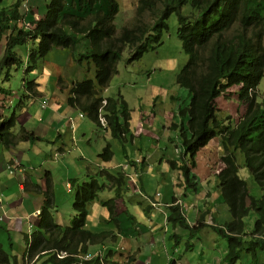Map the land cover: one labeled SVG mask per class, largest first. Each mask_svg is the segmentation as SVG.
I'll use <instances>...</instances> for the list:
<instances>
[{
    "label": "trees",
    "instance_id": "trees-1",
    "mask_svg": "<svg viewBox=\"0 0 264 264\" xmlns=\"http://www.w3.org/2000/svg\"><path fill=\"white\" fill-rule=\"evenodd\" d=\"M86 2L91 13L75 16L66 12L67 0H52L47 6L46 18L30 21L29 30L23 23L20 1L11 9L0 10V44L5 31L10 33L0 62V161L4 152L20 142L34 144L41 140L35 131H28L19 122L20 116L30 113L41 97L42 85L29 76L43 74L44 64L54 49L76 51L82 38L75 33L88 39L85 54L92 60L96 75L94 80L72 83L67 104L83 112L99 127L102 116L107 130L122 145V155L128 160L125 142L129 140L131 111L121 96L104 99L102 95L117 75L124 52L128 51L127 64H133L145 54L156 51L163 44L170 17L176 14L177 36L188 56L176 83L188 90L191 102L188 137L186 130L176 123L172 124V130L183 136V156L192 157L193 160L189 158L192 163L211 140L219 144L222 168L216 176V186L232 213V221L218 229L228 243L221 264H240L244 257L246 264H264V99L259 101L258 95V86L264 78V0H134V19L120 32L115 25L121 12L119 0H106L107 11H94L96 0H79V4ZM32 43L35 47L30 46ZM233 88L239 89L237 96L246 105L245 114L236 123L230 116L223 121L216 115L217 99L225 97ZM16 100L18 105L14 107ZM171 143L176 146L175 142ZM213 152L215 156L218 154L214 148ZM114 156L108 143L100 158L109 162ZM240 158L254 184L241 177ZM181 162L178 169L191 185L195 176H191L187 161ZM7 164H13V160H7ZM171 167L176 168V163L172 161ZM96 175L78 185L72 226L59 225L51 215L49 202L57 207L53 194L48 205H43L40 215L47 219L41 221L40 226L44 233L32 234L31 246L23 258L25 264H30L34 257L37 261L32 264H101L99 259L80 263L77 256L89 253L91 247L115 240L116 233L107 228L119 224L116 203L127 189L121 173L113 175L102 171ZM102 180L112 183L116 195L101 201L110 215L105 223H101V227L89 226L91 208L100 201V194L106 188ZM24 186L28 187L25 182ZM250 212L257 218L248 233L245 220ZM169 221L190 229L178 207L171 208ZM24 241L29 245L28 234ZM61 252L67 256L57 258ZM0 264H18V259L1 244Z\"/></svg>",
    "mask_w": 264,
    "mask_h": 264
},
{
    "label": "rangeland",
    "instance_id": "rangeland-1",
    "mask_svg": "<svg viewBox=\"0 0 264 264\" xmlns=\"http://www.w3.org/2000/svg\"><path fill=\"white\" fill-rule=\"evenodd\" d=\"M51 1L52 0H31V2H29V4L27 5V10L25 12L24 11L22 12L25 18V21L23 19L24 23L27 26H29L31 24L30 21L32 20L37 21V20L45 19L48 10L47 6L51 3ZM119 1L122 12L117 17V20L115 21V25L118 24L119 29H122V27L128 26L131 23V21L134 19L135 9H134V0H119ZM15 2L16 0H2L0 2V10L9 9V8L11 9L12 6H14ZM108 7L109 4L106 2V0H96L94 11L97 10L107 11ZM66 12L75 16H82V15H89L91 13V10L89 8L88 2H86L85 4H79V0H67ZM168 26L169 29L163 36V44L159 48H157L156 51L145 54L140 61L127 65V59L129 55H128V51L124 52L122 60L118 65V74L112 79L109 88L104 92V97L106 98H116L121 96L123 100H126L129 103L128 108L132 112V118L130 119V121L133 128L132 132L130 130V134H131L130 137H132L133 135H137L138 137L136 138H138L139 140H135V141L138 142L142 146V148L144 147V148L152 149L151 150L152 155L159 148L164 149L166 145H170V142L167 140L168 138H171L173 142L177 141L178 142L177 147L178 146L180 147L178 152L179 153L183 152L184 139L181 136L180 138L177 136V132L179 131L177 130L174 131L176 136L175 139H173L169 134L167 135V133L162 128L163 124L161 122V118L159 114H160V110L171 112V109L173 107H176L177 110H181V113H184L186 109L189 108L191 102L188 90L180 88L176 84L177 74L186 65L188 61V57L183 51L182 44L177 36L178 19L176 14H173L170 17L168 21ZM118 31L120 32V30ZM9 34H10L9 31H5L2 37V42L0 44V62L3 57L6 40ZM78 38L81 39L79 36ZM85 41H88V39H82L80 44L78 45V47L80 46L81 50H83L85 47ZM39 42L37 43L38 48H39ZM83 43L84 46H82ZM30 46L35 47L33 43ZM18 50L21 51L23 50V48H19ZM55 51H60V52H55ZM47 61L53 64L52 66L55 65L54 67H58L65 72L71 69L73 63L80 67H83L85 65L87 69L82 74L83 80L95 79L96 71L92 63V60L90 58H87L86 54H81L78 48L74 52L70 50L54 49L49 55ZM43 78L44 76L43 77L42 76L36 77L34 75L29 76V79L31 80L38 79V82L41 84L49 83L48 79L43 80ZM57 82L58 79L57 77H55L54 80L52 81V88L55 87V84H57ZM72 82H74V80H72ZM72 82L70 83V85L72 84ZM65 83L68 85L69 81L65 77H61V84L67 86ZM238 90H239L238 88H233L226 93L225 97H221L219 98V100H217L216 105L219 109L218 116L223 121L228 116H230L236 123L239 117H242L245 114L246 105L239 100L237 96ZM154 91H157V95H158L157 97L154 95ZM258 93H259L258 94L259 101H261L262 99H264V78L261 80L258 86ZM173 94H175L176 98L174 97L171 98ZM228 94L230 95L229 96L230 98L229 100H226ZM15 104L16 106L14 107H17L18 105L17 100ZM145 106H148V108L146 109ZM148 112L153 113L155 115V118L149 115ZM0 114H1V109H0ZM155 120L156 122L154 123ZM85 122L87 123L88 127L92 126V130L89 131L88 136L85 138H79L78 149H74L72 151H68L64 153V156L62 157L60 156L58 158L59 160L57 159V157H55L56 159L52 158L49 161L45 162L44 159L40 157L43 155V153L40 152L41 148H46L49 151H51L50 149L53 146L52 144L49 145L47 142L42 140L36 141L35 143L38 144L32 146L30 150L26 148H20L19 147L20 144L25 143V142H20L16 147L13 148L18 150L12 153V155L15 156L14 158L15 161L13 160V165L15 166V168L19 170L20 168L23 169V173H20V175L24 177L23 181L28 185V187L25 186V189H30L31 191H35V190L42 191V192H36L35 194L31 193L30 190L25 191L24 196L26 198L25 199L26 204H31L32 206H35L37 202H39L38 199L42 198L43 205L45 204L48 205L47 202H49V200L52 199L51 196L52 193L51 191H49L50 178L46 175L45 171L48 170L49 172L52 173L53 176L52 180H53L54 194H55L54 197L56 199V202L58 199V202H57V207L53 208L54 206L51 205L50 202L48 207L51 208L52 206L51 210H53V212L51 213V215L54 217V219L57 220V216H61L60 220L58 219L57 222L66 226H72V222L75 219L76 212L74 209V200L76 197L78 185L81 186L83 183L88 182L87 179L89 174L86 169V165H87L86 150L89 149V146L86 140L91 138V135L93 134L92 148H95L98 140H101V137H99L98 135H100V133H103L102 135H106L107 137L110 138L109 142L114 146L115 149H116V143H119V141L113 137L110 131L106 129L100 131L99 128L96 127L93 122H91V120H86ZM149 122H151L152 124L149 125L148 127H144L143 136L140 135L144 124L148 125ZM185 125L187 126L188 124L185 123ZM94 129L99 130V133L96 134V137L94 136ZM45 139H49V137ZM50 140L51 142L57 143V140L54 139H50ZM160 141L162 144L158 145ZM68 142L70 141L68 140ZM70 147H71V143H70ZM210 147L212 148V145ZM130 148H132L131 142L128 143V150ZM174 148H175V152H177L176 146ZM115 149H113L114 152ZM102 151L103 149H101L99 153H102ZM5 153L6 152H4V154ZM214 153L211 156L205 152L200 151L197 157L195 158V162L193 163V165L186 158L182 156L181 159L187 161L191 173L194 172V169L200 170L198 176L202 178L204 176L202 175V171H205L208 174H210V169H211V174H212L214 171L216 170L220 171V169L222 168V163H219V165L217 164L218 161L220 162L219 154H216L215 156ZM37 154L40 156L37 157ZM173 154H174L173 152L169 153V156L165 159L166 163L163 161V165H161V167H165L168 164L169 169L172 173L173 171L171 169V163L173 161L172 158ZM121 160L123 159L119 155L118 161ZM153 160L155 159L153 158ZM242 160L243 159L240 158V164L242 167L240 175L247 181V183L254 184L253 179L250 173L248 172V170L244 167ZM209 162L213 164L212 166L214 168H210L208 166ZM20 164L29 166L30 169H24L23 167L20 166ZM40 164L45 166L44 171H38L37 167L38 168L42 167ZM156 164L158 165L157 161ZM34 167L37 169L39 174L37 175V177L35 178L33 177V182H32L31 179L27 176L26 170H32ZM79 167L80 168L82 167L83 169H80ZM31 173H33V175L37 174L36 172L34 173V170ZM193 175H197V173L194 172ZM172 176L174 180V178L175 177L177 178L178 175L172 174ZM12 177L15 178V174H12ZM1 178L3 180L2 182H5L8 179H10V176L7 174H1ZM38 178H40L41 179L40 181L42 182V186L41 183L39 185L41 186V189L39 187H34L32 190L31 186H33L35 182L38 183L39 181ZM168 178L171 179V176L169 174H168ZM69 179H72V181L75 182L72 189H67L66 187V184L69 182ZM215 179L216 178L214 177L212 178V181L210 180L211 184H214ZM141 182H142L141 180L138 181V183L144 187V190L148 192L147 195L150 196V194H153L155 192L152 189L150 183H148L147 186L146 183L144 185V182L142 183ZM215 184L217 185V183ZM15 186H17V183H15ZM29 194L31 195L33 194V196L35 197L33 196L28 197ZM9 200H10V195L8 193L6 196V201L9 202ZM102 200H103L102 202H104V201H108L109 199L108 197H104ZM132 201L135 204L138 203L136 197ZM139 204L141 205V203ZM42 207H40V209L35 212L36 214L33 213L32 220H27L23 222L26 228H28V225L35 226V229L32 230V232L44 233V228L40 226V223L42 224L41 221L47 218L45 216L43 217L42 215H40ZM218 210L219 211L216 216L218 219H215V221L219 223V226H223V224L232 221V213L230 211V207L227 203L224 202L222 193L220 191H219ZM256 218L257 216L254 212H250L249 216L246 218L245 222L248 233H250L253 230ZM171 225H172L171 231H173L174 226L172 223ZM179 229H180L179 234H182L180 243L176 244L175 241L172 240L174 243V248L178 246L181 249L180 254L176 255L175 260H177L179 257L181 258L183 257L184 259L182 261V264H221L227 250L228 243L226 238H224L220 233L217 234L213 231L212 232L215 233L214 239L208 234L209 232L208 233L197 232L193 229L187 230L184 228L182 229L180 227ZM209 229L214 230L212 226H210ZM200 238L206 243V245H203L200 242ZM21 239L24 245V250H26L27 246L24 241L23 234H21ZM59 255L67 256L65 252H61L59 253ZM200 258H202V261L200 260ZM21 260H20V264L23 263L21 262ZM34 261H37V257H34V260H32L30 264H32ZM240 264H246V257L243 258Z\"/></svg>",
    "mask_w": 264,
    "mask_h": 264
},
{
    "label": "crops",
    "instance_id": "crops-1",
    "mask_svg": "<svg viewBox=\"0 0 264 264\" xmlns=\"http://www.w3.org/2000/svg\"><path fill=\"white\" fill-rule=\"evenodd\" d=\"M85 50V47L83 50H81L79 47V52H85ZM50 64L51 63H49L48 61L46 62V64H44L43 74L41 76H44L43 80L48 79L49 83L41 84V97L37 100L36 109L34 107L30 113H23V115L19 118V122L21 124H24L28 131H35V134L39 138H41L42 141L47 142L49 145H53L50 149L51 151L46 148H41L40 152H42L43 155L40 156L37 154V157L40 156L44 159L45 162L49 161L52 158L54 159V156L56 154H59L61 157L64 156V153L67 152V148H69L70 146L73 135L75 136L78 143L79 138L87 137L89 131L92 130V126L88 127L87 123L85 122L88 119H80L78 117L77 110H74V108L67 104L68 92L71 86L70 83L72 82V80H83L82 74L87 69L86 66L84 65L83 67H80L73 63L71 69L65 72L58 67H54L55 65L52 66L53 64ZM55 77H57L58 82L57 84H55V87L52 88V81ZM61 77H65L69 81L68 85L65 83L67 86L61 84ZM154 95L156 97L158 96L157 91H154ZM42 101L48 102V107L45 110L41 108ZM145 107L146 109L148 108V106ZM175 112L176 107H173L171 109V112L160 110L159 114L161 122L163 124L162 128L167 133V135L169 134L173 139H175L176 137L175 132L170 131L169 127L172 122L180 123V121L177 120L175 116ZM148 114L155 118V115L153 113L148 112ZM69 117H73L76 120L77 129L75 133H73L69 127ZM155 122L156 120L154 121V123ZM151 124V122H149L148 125L144 124L140 135L143 136L144 127H148ZM132 131L133 128L131 125V132ZM102 134L103 133H100V135H98L99 137H101V140L96 143L95 148H92L93 134L91 135V138L86 140L89 146V149L86 150L87 172H89V170H93L94 172L98 173L99 170L101 168H105V166L110 168L108 169L109 172H115V170H111L113 166H117V164L127 161L122 155L121 150L117 149V155L115 154L111 162L104 164L99 161V152L106 146L109 140V137ZM47 137H49V139H45ZM136 137L138 136L134 135L133 139L129 141L131 142L132 148L128 150V145H126L127 154L129 156L127 157L128 159L130 158V160L135 159L137 161H140L137 164L136 169L138 171L142 170L141 181L144 182V185L145 183L146 185L148 183L151 184L152 189L155 191L153 193V196L157 193L160 194V197L156 199V201L159 202L160 208H151L150 211L145 213L143 211L144 207H142V205H140L139 203L140 201H142L147 205V202L149 204V201L146 202L144 201V199L135 196L136 193H134V191H130L125 196H122L119 200H117L116 217L119 221V224H111V226L107 228L108 230H113V232L116 233L117 236L114 241H109L105 244V254L107 253V251L113 250L115 259H119L120 256H123V259H125L126 256H130L134 258V264H182V261L184 259L183 257L180 260L178 259L176 262L172 261L175 255H173L171 251V248L174 245L172 239L170 238L171 232L176 235V237L174 238L176 244H178L180 243V239L178 238L179 229L175 227L173 231H171V226H168L169 228L164 227V214L166 211H168V208L173 205V203L178 202L180 211L181 213H183L189 226L196 227V225H198V228H195L198 232H209L208 234L214 239L215 233L213 232L215 231L210 230L208 225L213 224L215 219H218L216 216L219 211V189L215 184L216 179L214 180V184H211L212 178H216V171H214L212 174L211 169L210 174L202 171V175H204L203 177L205 179L204 180L203 177L201 178L200 176H198L200 170L194 169V172L197 173V175H195L196 178L194 179V181H191V185L187 186L183 183L184 180L182 179V176H180V173L178 174L177 170L173 171L172 173L169 169L168 164L165 167H161V165H163V161L165 162V159L169 156V153L173 152L174 154L172 155V158L173 160L176 159L174 148L175 145L172 144L171 146V142H173L171 138L167 139L170 142V145H166L164 149L159 148L152 155V149L143 147V150L142 146L135 141L139 140ZM50 139L57 140V143L51 142ZM68 140L70 142H68ZM175 142L178 143L177 141ZM36 144L38 143H23L20 144L19 147L30 150L31 147ZM161 144L162 143L160 141L158 145ZM17 150L18 149H11L7 151L4 155H2V160L0 161V193L3 195L5 209L7 212L5 213L7 214V217L3 222L0 223V244L5 250L9 251L18 259V264H20L21 258V262H23L22 264H25L23 258L26 250H24L21 234L25 236L26 234H30L31 231H28L30 225H28V228H26L23 222L32 220L33 213L36 214L35 212L38 211L40 207H42L43 199L39 198V202H37L35 206L26 204V198L24 194L25 191L30 189H25L23 185L24 177L20 175V173H23V169L20 168V170L14 173L15 178H13L12 174L8 171L9 166L7 164V160H14L15 156L12 155V153ZM205 152H208V149H206ZM213 153L214 152H212L211 155H213ZM119 155L123 160L118 161ZM153 158L158 162V165L156 164V161L153 160ZM217 164L219 165V163ZM40 165L42 167H37L38 171H44L45 166L42 164ZM212 165L213 164L211 162L208 163V166L210 168H214ZM22 166L24 169H30L29 166ZM37 169L34 167L32 170H26L27 176L31 179L32 182L33 177L35 178L39 174ZM80 169L83 168L81 167ZM33 170L34 173H37L36 175H33V173H31ZM45 173L50 178L51 192L53 195H55L52 173L48 170H46ZM1 174L9 175L10 179L2 182L3 180L1 178ZM168 174L171 176V179L168 178ZM172 174L178 175L177 178L175 177L173 180ZM38 179V183L35 182L31 187H39L41 189L42 182L40 181V178ZM101 182L106 183L105 180ZM15 183H17V186H15ZM40 183L41 186H39ZM72 184H74V181H72V179H69V182L66 184L67 189H69ZM140 187L141 189H144L143 186L140 185ZM30 192L33 194L36 193V191L34 192L31 190ZM39 192L42 191L39 190ZM8 193L10 195L9 202L6 201V196ZM33 194H29L28 197L33 196ZM115 195V189L108 187L102 193L101 198L103 199L104 197H108V199H112L114 198L112 196ZM135 197L138 200L137 204L132 201ZM109 216V211L107 209L103 208L99 203H95V205H93L91 208L88 224L89 226L91 225L101 227V223L104 224L105 222L103 221L107 220ZM60 217L61 216H57V219L60 220ZM33 229H35V226ZM200 242L203 245H206V243L201 240V238ZM10 245H12V248H10ZM200 260L202 261V258H200Z\"/></svg>",
    "mask_w": 264,
    "mask_h": 264
},
{
    "label": "clouds",
    "instance_id": "clouds-1",
    "mask_svg": "<svg viewBox=\"0 0 264 264\" xmlns=\"http://www.w3.org/2000/svg\"><path fill=\"white\" fill-rule=\"evenodd\" d=\"M17 1H20L21 3H22V7H23V9L21 8V14L23 15V11L25 12L26 10H27V5L29 4V2H31V0H16V2ZM121 12H122V9H121ZM120 12V13H121ZM120 13H119V15H120ZM118 15V16H119ZM117 20V19H116ZM24 23V22H23ZM24 25L26 26V28L29 30L30 28H32V26L31 25H29V26H27L25 23H24ZM67 30V32H69L70 34H73L74 33V31H72V29H66ZM118 30H120L121 31V29H119V27H118V24H117V32H119ZM76 34V36L78 37H80V38H82V39H84V35H82V34H77V33H75ZM85 42H87V44H88V42L89 41H85ZM83 45H84V43H83ZM82 45V46H83ZM80 47V46H79ZM79 47H77L78 49H79ZM76 48V49H77ZM85 48H86V43H85ZM61 50H63V49H61ZM184 51V50H183ZM85 52H87L86 50H85ZM85 52H80L81 54H85ZM51 54V53H50ZM188 57V56H187ZM48 59V58H47ZM47 62V61H46ZM127 65H129V64H127ZM118 74V73H117ZM114 78V77H113ZM176 78H177V76H176ZM81 81H83V80H80V81H74V82H81ZM74 82H72V83H74ZM41 84V83H40ZM177 84V83H176ZM72 85V84H71ZM110 86V85H109ZM71 87V86H70ZM109 88V87H108ZM107 88V89H108ZM70 89V88H69ZM107 89H105V91L107 90ZM104 91V92H105ZM104 92H103V95H102V97L104 98V99H107L106 97H104ZM69 93V92H68ZM176 98V96H175V94H173L172 96H171V98ZM217 100H219V99H217ZM126 103H127V106H129V104H128V102L126 101V100H124ZM216 103H217V101H216ZM103 105H106V101H104L103 102ZM175 105H176V103H175ZM41 106L42 107H44V108H47L48 107V102L47 101H42L41 102ZM217 106V105H216ZM189 109V108H188ZM188 109H186V111L184 112V113H181V110H177L176 109V112H175V116H176V118H177V120H179L180 121V123H176V122H172L171 123V125H170V127H169V130L170 131H172V132H174L175 130H172V124L173 123H176L177 125H179V126H182L183 127V129L184 130H186L185 131V134H186V137H188V131H187V128L189 127V120H190V114H189V116H188V113H189V111H188ZM74 110H77V109H74ZM79 111V112H78ZM131 111V110H130ZM218 112H219V109H218V107H217V113H216V115H217V117L219 118V116H218ZM77 113H78V117H79V114H82L83 115V117L82 118H80V119H85V118H87V116L83 113V112H81L80 110H77ZM132 118V112H131V116H130V119ZM68 120H69V127H70V129L72 130V132L73 133H75L76 132V129H77V126H76V120L73 118V117H69L68 118ZM72 120H74V127H73V122H72ZM89 120V119H88ZM100 122H101V126L99 127V126H97L96 124H95V126L96 127H98L99 128V130L100 131H103V129H106L107 130V128H106V121H105V119L102 117V116H100ZM185 123L186 124H188L187 126L185 125ZM129 126H130V130H131V121L129 122ZM99 130H97V129H95L94 130V132H95V134H94V136L97 134V133H99ZM109 131V130H108ZM177 135H178V137L180 138V133L179 132H177ZM183 135V134H182ZM131 136V134H129L128 135V137H129V140L127 141V142H125V143H129V141L131 140V139H133V137H134V135L132 136V137H130ZM182 138H183V136H182ZM110 139V138H109ZM99 141V140H98ZM71 147L69 146V148H67V152L68 151H72V150H74V149H78V143H77V140H76V138H75V136L73 135V137H72V140H71ZM108 143L110 144V142H109V140H108ZM107 143V144H108ZM176 143V142H175ZM106 144V145H107ZM125 145H128V144H125ZM177 145H178V143H176V148H177V152H175V153H177L176 154V159H174L173 160V162H175L176 163V168H172L171 167V169H172V171H175V170H177V172H178V174L180 173V176H182V179L184 180V184H186L187 186H188V182H186V180L184 179V175L182 174V172L178 169V167H180L181 165H182V159H181V156L182 157H184L183 156V152L182 153H179L178 152V150L180 149V147L178 146L177 147ZM212 145V148L210 147ZM111 146H112V150L113 149H115L114 148V146L111 144ZM122 145L120 144V143H116V149L117 150H121V147ZM208 148V152H205V150ZM213 148L215 149V151L219 154V144H218V142L216 143L215 142V139L214 140H211L209 143H208V145L206 146V147H204V148H202L200 151H202V152H205V153H207V154H209V155H211V153L213 152ZM104 149V148H103ZM116 149H115V154L117 155V153H116ZM127 149V148H126ZM114 151V150H113ZM199 151V152H200ZM199 152L196 154V156H195V158L197 157V155L199 154ZM101 154V153H100ZM100 154H99V156H98V158H99V161L100 162H102V163H104V164H107L108 162H104V161H102V159L100 158ZM212 156V155H211ZM55 157H57V159L60 157V155L59 154H56L55 156H54V159H56ZM114 158V157H113ZM184 158H186L191 164H193L194 162H195V158H194V162L192 163V161H190V159L191 160H193L192 159V157H190L189 156V158L188 157H184ZM127 160V159H126ZM184 160V159H183ZM15 161V160H14ZM184 161H186V160H184ZM109 162H111V161H109ZM140 161H137V160H135V159H133V160H130V158L127 160V161H125V162H122V163H119V164H117V166H113V168L111 169V170H115V172L114 173H112V172H109L108 171V169H110V168H108L107 166H105V168H101L100 170H99V172L98 173H100V172H102V171H104V172H109L110 174H113V175H116V174H118V173H121V174H123L124 175V177H125V179H126V189L127 190H125L124 192H123V195L122 196H125L127 193H129L130 191H134V193H136L135 194V196H137V197H139V198H142V199H144V201H149V204H148V202H147V205L144 203V202H142V201H140V203H141V205H142V207H144L143 208V211L146 213V212H148V211H150L151 210V208L152 209H159L160 208V205H159V202L158 201H156V199L158 198V197H160V194L159 193H157V194H155L154 196H153V194H150V196L149 195H147V192H145V190L144 189H141V187H140V184L138 183V181H139V179L141 180V171H138L137 169H136V167H137V164L139 163ZM218 163H219V161H218ZM188 164V163H187ZM9 167H8V171L11 173V174H14L15 172H17L19 169H16L15 168V166L13 165V164H10V165H8ZM20 166L21 167H23L22 166V164H20ZM188 166V165H187ZM189 167V166H188ZM88 171V170H87ZM98 173H96V172H94L93 170H89V172H88V181H89V179H90V177H92V176H98V175H96V174H98ZM218 173H219V171H217L216 170V176L218 175ZM102 174H105V173H102ZM191 176H193L192 175V173H191ZM195 176V175H194ZM193 176V177H194ZM101 178H103V177H101ZM195 178H196V176H195ZM194 178V179H195ZM194 179L192 180V181H194ZM103 181V180H102ZM75 183V182H74ZM101 184L104 186H106V188H108V187H111V188H114V186H112V183L111 182H106V183H104V182H101ZM24 185V184H23ZM73 186H74V184H72L71 186H70V188L69 189H72L73 188ZM25 187V186H24ZM33 188L34 187H32V190H33ZM105 188V189H106ZM115 189V188H114ZM105 191V190H104ZM103 191V192H104ZM35 192V191H34ZM39 192V191H38ZM102 192V193H103ZM45 193V192H44ZM102 193L100 194V198H101V195H102ZM138 194V195H137ZM0 196H2V200H3V206H4V212L3 213H1V215H2V217H3V219L0 221V223L1 222H3L4 221V219L7 217V214H5V213H7L6 212V209H5V202H4V198H3V195L0 193ZM101 201H103L102 200V198L100 199V201H96L97 203H99L100 205H101ZM102 206V205H101ZM172 207H178V208H180L179 207V204H178V202H175V203H173V205H171L169 208H168V211H166L165 212V214H164V220H163V223H164V227H166V228H169L168 226H172L171 225V223L173 224V226H174V228L176 227V228H178L179 229V227H178V225L175 223V222H173V221H169V217H170V214H171V208ZM51 208H52V206H51ZM51 208H50V210H51ZM54 208V207H53ZM104 208V207H103ZM105 209H107V208H105ZM108 210V209H107ZM53 212V210H51V213ZM181 212V211H180ZM182 215H183V213H181ZM183 217H184V215H183ZM54 218V217H53ZM185 218V217H184ZM58 220V219H57ZM56 220V221H57ZM185 221H186V223H187V225L189 226V224H188V222H187V220H186V218H185ZM58 223V222H57ZM59 225H63V224H60V223H58ZM218 225H219V223L218 222H216V221H214V223L213 224H211V225H208L209 227L210 226H212L213 228H214V231H215V233H217V234H219V232H218V229H219V227H218ZM63 226H66V225H63ZM32 227V228H31ZM190 227V226H189ZM34 228V226L33 225H30L29 226V230L28 231H31V233L30 234H28V239H29V245H26L27 247H26V251H25V255H26V252H27V250L30 248V243H31V236H32V230H34L33 229ZM181 228V227H180ZM195 228H198V225H196V227H190V229H187V230H191V229H193V230H195V231H197V229H195ZM183 229V228H182ZM179 231H180V229H179ZM198 232V231H197ZM181 235L182 234H179L178 233V238L180 239V241H181ZM174 237H176V235L175 234H173L172 232H171V236H170V238L172 239V240H174L175 241V238ZM110 240H108L107 242H109ZM106 242V243H107ZM105 243V244H106ZM176 243V242H175ZM105 244L104 245H101V246H95V247H91L90 249H89V253H87V254H84V255H79L78 256V260H80V263H84V262H90V261H93V260H95V259H99L100 260V262H101V264H111V263H119V264H126V263H128V262H130L131 264H134V258H132V257H130V256H126L125 257V259H123V256H120L119 257V259H115V257H114V253H112L111 251H113V250H109V251H107V253L105 254V252H106V246H105ZM179 244V243H178ZM171 251H172V253H173V255H175V257H176V255L177 254H180V252L179 251H181V249L178 247V246H176L175 248H174V245L172 246V248H171ZM114 252V251H113ZM63 257H65V256H60L59 255V253H58V255H57V258H63ZM175 257L173 258V262H176L178 259L180 260L181 259V257H179L177 260H175ZM174 264H176V263H174Z\"/></svg>",
    "mask_w": 264,
    "mask_h": 264
},
{
    "label": "built area",
    "instance_id": "built-area-1",
    "mask_svg": "<svg viewBox=\"0 0 264 264\" xmlns=\"http://www.w3.org/2000/svg\"><path fill=\"white\" fill-rule=\"evenodd\" d=\"M79 117L82 118L83 115L82 114H79ZM73 122V127H74V120H72ZM4 212V206H3V200H2V196H0V221L3 219L1 213Z\"/></svg>",
    "mask_w": 264,
    "mask_h": 264
}]
</instances>
